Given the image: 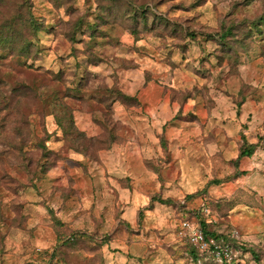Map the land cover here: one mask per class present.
Wrapping results in <instances>:
<instances>
[{"label": "rangeland", "instance_id": "1", "mask_svg": "<svg viewBox=\"0 0 264 264\" xmlns=\"http://www.w3.org/2000/svg\"><path fill=\"white\" fill-rule=\"evenodd\" d=\"M203 204L264 264V0H0V264H200Z\"/></svg>", "mask_w": 264, "mask_h": 264}, {"label": "built area", "instance_id": "2", "mask_svg": "<svg viewBox=\"0 0 264 264\" xmlns=\"http://www.w3.org/2000/svg\"><path fill=\"white\" fill-rule=\"evenodd\" d=\"M202 207V213L209 218L210 210L205 204ZM237 235L233 234V237L236 238ZM178 237L196 248L199 253V263L202 262V259L205 261L211 260L217 264H240L242 262L240 253L225 245L223 241H217L212 238L207 239L198 222L183 221Z\"/></svg>", "mask_w": 264, "mask_h": 264}, {"label": "trees", "instance_id": "3", "mask_svg": "<svg viewBox=\"0 0 264 264\" xmlns=\"http://www.w3.org/2000/svg\"><path fill=\"white\" fill-rule=\"evenodd\" d=\"M253 153H254V148L249 147V148H246L245 150H243V151L241 152L240 157H251V156L253 155ZM208 203H209V200H208ZM202 210H203V207L201 206V207L197 210V212H196V213H197L196 216H194L193 218H190V217L184 218L183 221L188 220V221H190L191 223L198 222V223L200 224V227H201V229L203 230V232H204V234H205V237H206L207 239H211V238H212V239H215V240H217V241H223V243H224L225 245L232 247L236 252H239V253H240V251L237 249L238 247H237L236 245H234V244H232V243H229V241H227V240H225V239L222 240V238H220V236H219L218 234L210 233V232L207 231L206 227L209 226L208 217H206L205 214L202 213ZM195 219H198V220H195ZM183 221H181V223H180L179 226H178V229H177V236H178V232H179V231L181 230V228H182V222H183ZM188 245L191 247V249H192V253L194 254V257L196 258L197 262L199 263V253H198V251L196 250V248H195L192 244L188 243ZM240 257H242V254H241V253H240ZM201 261H202V262H200V264H201V263H202V264H203V263H204V264H206V263H214V262H212L211 260L205 261L204 259H202ZM214 264H215V263H214ZM216 264H217V263H216Z\"/></svg>", "mask_w": 264, "mask_h": 264}]
</instances>
